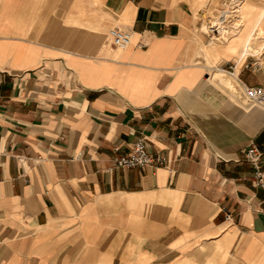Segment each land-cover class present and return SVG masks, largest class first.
Wrapping results in <instances>:
<instances>
[{"label": "crops", "instance_id": "1", "mask_svg": "<svg viewBox=\"0 0 264 264\" xmlns=\"http://www.w3.org/2000/svg\"><path fill=\"white\" fill-rule=\"evenodd\" d=\"M223 1L0 0V264H264V109L227 71L264 86V14L240 64ZM137 138L168 163L116 168Z\"/></svg>", "mask_w": 264, "mask_h": 264}, {"label": "built area", "instance_id": "2", "mask_svg": "<svg viewBox=\"0 0 264 264\" xmlns=\"http://www.w3.org/2000/svg\"><path fill=\"white\" fill-rule=\"evenodd\" d=\"M237 2V1H236ZM239 4L235 5L231 10L234 12L229 13L228 15H221L219 13V18L221 19L220 26L222 27L219 30V25L214 26L210 22L208 30L211 33H214L218 36H222L224 32L228 33L229 30L232 29L234 21L238 20V17L232 15L238 11L236 7ZM234 29V28H233ZM223 31V32H222ZM222 33V34H221ZM109 36L112 39V42L116 46H126L131 41V34L126 31H120L116 29H112L109 32ZM141 47H145L144 44L140 45ZM228 74L234 80L239 83L241 86L240 89V98H242L247 105L257 106L264 109V86H248L243 81L240 80L239 75L236 73V65H229L228 66ZM237 87L235 86V89ZM243 155L245 159L251 164L254 169L253 172V184L258 187L264 189V169H263V153L260 149L255 145L251 144L243 151ZM168 159L162 157H153L147 149L146 143L144 138H137L130 147V150L127 154L116 157L114 159V164L116 168H134L139 167L141 169H146L147 167L157 166L158 164H167Z\"/></svg>", "mask_w": 264, "mask_h": 264}, {"label": "rangeland", "instance_id": "3", "mask_svg": "<svg viewBox=\"0 0 264 264\" xmlns=\"http://www.w3.org/2000/svg\"><path fill=\"white\" fill-rule=\"evenodd\" d=\"M237 1V2H236ZM263 2L262 5L264 6V0H224L221 7H219L217 9V11H211L210 9H208V15L210 16V20H214V21H219L220 19H218L216 16L220 13L221 15H228L229 13L234 12L233 10H231L233 7H235V5L239 4L236 9H238V11L232 15H236L238 17V20L234 21L233 25H231L233 28L232 29H227L229 30L228 33L224 32L222 34L221 37H223V40H226V38H228L227 40H231L233 39L230 43H228V45L226 47H230L229 49V53L226 51V53L224 52V54H226L228 57H235L237 60L240 58V56L242 54L236 53V51L238 50L235 47H232L233 45H237V41L238 39L242 38L244 35L252 33L253 34V30H254V26L256 23H254L253 21H246V17H248L247 15H251V14H255L260 12L263 8V6H257L254 4V2ZM248 19V18H247ZM256 32L254 33L257 36L263 37L264 36V27L260 26L257 29H255ZM223 32V31H222ZM230 36H234L230 39ZM254 45L257 46L258 48L260 47V54L263 53V55H261L264 58V38H258L257 40L254 41ZM259 55V54H257ZM247 56V55H246ZM246 58H243V60ZM240 61L241 62L243 61ZM216 78H218V75H215ZM227 82V80H225ZM223 83V82H222ZM231 85V86H230ZM226 84V86H228V88L234 90L235 86L234 83L231 81V84Z\"/></svg>", "mask_w": 264, "mask_h": 264}, {"label": "bare ground", "instance_id": "4", "mask_svg": "<svg viewBox=\"0 0 264 264\" xmlns=\"http://www.w3.org/2000/svg\"><path fill=\"white\" fill-rule=\"evenodd\" d=\"M263 3V2H262ZM261 14H264V10H261ZM221 19L217 22V21H214V20H211V23H212V25H214V26H218L219 25V30L222 28L221 26H220V24H221ZM230 47L228 46V47H226L225 49H224V52L226 53V51L229 53V49ZM246 57V54H242L241 56H240V58H239V62L243 59V58H245ZM222 82L226 85V84H231V81H229V80H227V82L225 81V79H222ZM231 86V85H230Z\"/></svg>", "mask_w": 264, "mask_h": 264}]
</instances>
